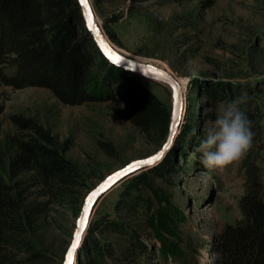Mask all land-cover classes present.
<instances>
[{
	"label": "rangeland",
	"instance_id": "1",
	"mask_svg": "<svg viewBox=\"0 0 264 264\" xmlns=\"http://www.w3.org/2000/svg\"><path fill=\"white\" fill-rule=\"evenodd\" d=\"M91 2L97 21L107 35L115 36L113 41L108 35L121 52L163 67L183 83L185 108L163 160L127 178L99 201L76 264H218L220 233L241 219L245 154L210 170L200 164L196 148L206 122L215 119L223 102L236 97L250 95L256 101L264 129V0ZM138 77L172 114L173 94L167 84ZM225 89L229 97L212 106L207 90L225 96ZM14 116L35 119L52 133L83 173L85 199L107 177L156 155L166 142L157 146L146 140L119 98L69 106L47 89L16 90L0 84V154L18 134ZM0 170L8 180L5 167ZM81 212L49 205L33 238L51 261L31 263L28 255L22 260L64 264Z\"/></svg>",
	"mask_w": 264,
	"mask_h": 264
},
{
	"label": "trees",
	"instance_id": "2",
	"mask_svg": "<svg viewBox=\"0 0 264 264\" xmlns=\"http://www.w3.org/2000/svg\"><path fill=\"white\" fill-rule=\"evenodd\" d=\"M184 1L190 0H174ZM0 84L16 90L47 89L69 106L119 98L146 140L161 146L169 135L170 107L137 75L105 58L77 0H0ZM226 90L225 96L207 90L208 102L216 106L229 97ZM247 92L252 93L251 88ZM241 109L255 135L241 161L245 187L239 201L241 219L220 233L215 248L218 264H264L263 115L250 95ZM12 122L18 134L0 154L8 178L0 170V264H28L23 255L31 263H50L34 241L35 228L49 205L80 212L88 186L49 130L32 118L14 116Z\"/></svg>",
	"mask_w": 264,
	"mask_h": 264
},
{
	"label": "water",
	"instance_id": "3",
	"mask_svg": "<svg viewBox=\"0 0 264 264\" xmlns=\"http://www.w3.org/2000/svg\"><path fill=\"white\" fill-rule=\"evenodd\" d=\"M77 1L81 7L86 27L90 32V34L93 36L97 46L99 47L100 51L105 56V58L111 64L123 68L124 70L131 72L137 76H142L149 79H153L152 78L153 76H158L166 80L169 85L167 86L171 89L173 94V105H172L169 135L162 149L158 152L160 153L161 151H163L164 153L163 156L159 160L151 164L142 163V162L150 160L153 156L148 159L132 162L123 169L107 177L92 192L89 193V195L85 199L83 209L77 223L76 232L80 231V222L81 221L84 222V227H83V231L81 232L80 241L76 244V247L73 248V244L76 243V239H75L76 232H75L73 242L66 254L64 264H76L80 252V247L84 242V239L88 233L91 219L94 215V212L96 210L99 201L103 197H105L112 189H114L118 184H120L127 178L135 175L139 171L150 168L153 165L159 163L167 155L172 145L174 144L176 135L181 127L183 111L185 108L184 106L185 95L182 93V87L174 75L170 74L166 70L161 69L160 67H158V65L133 59L132 57L121 52L113 44V42L108 37L104 29L101 26L97 25V18L95 16L94 7L92 5L91 0H77ZM169 140H171V144L168 146L167 149H165L164 146L168 144ZM118 173L119 175H117ZM86 211H87V216L85 217ZM69 252H71V256L69 255Z\"/></svg>",
	"mask_w": 264,
	"mask_h": 264
},
{
	"label": "clouds",
	"instance_id": "4",
	"mask_svg": "<svg viewBox=\"0 0 264 264\" xmlns=\"http://www.w3.org/2000/svg\"><path fill=\"white\" fill-rule=\"evenodd\" d=\"M245 102L243 96L223 102L215 119L206 122L204 138L196 148L204 168L222 169L251 149L255 133L251 121L241 109Z\"/></svg>",
	"mask_w": 264,
	"mask_h": 264
},
{
	"label": "snow or ice",
	"instance_id": "5",
	"mask_svg": "<svg viewBox=\"0 0 264 264\" xmlns=\"http://www.w3.org/2000/svg\"><path fill=\"white\" fill-rule=\"evenodd\" d=\"M173 134H174V133H173ZM170 144H171V140H169L168 144H166V145L164 146V148L167 149L168 146H169ZM163 154H164L163 151H161V152L158 153L157 155L153 156L150 160L143 161L142 163L151 164V163H153V162L159 160V159L163 156ZM125 171H127V170H125ZM117 175H119V173H118ZM93 195H95V194H93ZM86 216H87V211L85 212V217H86ZM83 227H84V222L81 221V222H80V231H77V232H76V237H75V239H76V243L73 244V248H75V247H76V244L80 241V238H81V232L83 231ZM69 255L71 256V252H69Z\"/></svg>",
	"mask_w": 264,
	"mask_h": 264
},
{
	"label": "bare ground",
	"instance_id": "6",
	"mask_svg": "<svg viewBox=\"0 0 264 264\" xmlns=\"http://www.w3.org/2000/svg\"><path fill=\"white\" fill-rule=\"evenodd\" d=\"M95 13V12H94ZM96 16V15H95ZM97 18V17H96ZM97 25L98 26H100V23L97 21ZM158 67H160V66H158ZM161 69H163V70H166L165 68H163V67H160ZM166 71H168V70H166ZM169 72V71H168ZM170 73V72H169ZM171 74V73H170ZM152 78H155L156 80H160L161 82H164L165 84H167L168 85V83H167V81L166 80H164V79H162V78H160V77H158V76H153ZM178 82L180 83V85H181V87H182V93L184 92L183 90H184V85H183V83L181 82V81H179L178 80ZM169 86V85H168ZM184 94V93H183ZM81 247H82V245H81ZM81 247H80V249H81Z\"/></svg>",
	"mask_w": 264,
	"mask_h": 264
}]
</instances>
